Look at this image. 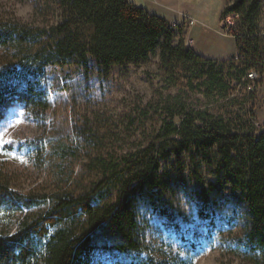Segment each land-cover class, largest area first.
I'll return each instance as SVG.
<instances>
[{
  "label": "rangeland",
  "instance_id": "1",
  "mask_svg": "<svg viewBox=\"0 0 264 264\" xmlns=\"http://www.w3.org/2000/svg\"><path fill=\"white\" fill-rule=\"evenodd\" d=\"M157 2L180 19L169 22L177 27L175 43L183 39L186 49L194 46L204 59L224 65L225 82L232 79L229 90L208 89L206 78L192 66L170 71L158 56L108 71L92 57L50 60L35 82L42 101L29 105L11 97L0 119V179L13 190L88 192L110 162L159 143L164 120L174 116L173 122L180 124L185 109L239 126L249 127L250 120L256 134L264 131V71L255 82L237 80L234 61L243 53L232 35L237 20L234 15L221 17L230 0ZM65 16L60 0H0V24L24 27L34 35L1 46L0 68H20L38 52L50 54L56 38L52 28ZM153 174L161 180L158 188L145 186L130 196L149 255L177 264H264V252L253 254L240 244L247 202L217 163L186 148L179 160L171 152L159 160ZM116 198L114 191L105 201ZM46 210L41 206L5 213L2 229L12 233L20 222Z\"/></svg>",
  "mask_w": 264,
  "mask_h": 264
},
{
  "label": "trees",
  "instance_id": "2",
  "mask_svg": "<svg viewBox=\"0 0 264 264\" xmlns=\"http://www.w3.org/2000/svg\"><path fill=\"white\" fill-rule=\"evenodd\" d=\"M60 4L66 16L52 28L56 38L50 54L38 52L20 68H0V119L11 97L29 105L42 101L35 82L42 65L55 58L92 57L108 71L158 56L170 71L192 66L200 78H206L208 89L229 90L232 79L225 82L224 65L186 49L183 39L175 43L177 27L144 7L129 0H60ZM229 15L237 20L238 30L232 35L243 47L234 61L239 67L237 80H249L250 71H264L262 0H230L221 17ZM33 38L24 27L0 24V47ZM181 118L180 124L173 122L174 116L165 119L159 143L124 156L119 163L110 162L102 178L83 194H21L0 179V264H177L147 253L130 196L145 186L158 188L161 180L153 170L159 160L170 152L179 160L186 148L217 163L218 170L242 191L248 214L240 244L250 253L264 252V131L256 134L250 120L249 127L239 126L201 111L185 109ZM114 191L116 200L105 201ZM41 206L47 207L44 213L20 222L12 233L3 231L5 213Z\"/></svg>",
  "mask_w": 264,
  "mask_h": 264
},
{
  "label": "crops",
  "instance_id": "3",
  "mask_svg": "<svg viewBox=\"0 0 264 264\" xmlns=\"http://www.w3.org/2000/svg\"><path fill=\"white\" fill-rule=\"evenodd\" d=\"M131 2L136 3H140L139 5H141V7H144L146 10H148L150 13L152 14H156L158 16H160L161 18L165 19L168 22H180L179 17L174 14L172 15V10L173 9H168L167 7H157L156 5H158L157 0H129ZM180 13V12H179ZM195 18V17H194ZM193 48V50L199 54L202 57H205V55L203 53H201L200 51H198L199 49H196L194 46H191ZM199 48V47H198Z\"/></svg>",
  "mask_w": 264,
  "mask_h": 264
},
{
  "label": "built area",
  "instance_id": "4",
  "mask_svg": "<svg viewBox=\"0 0 264 264\" xmlns=\"http://www.w3.org/2000/svg\"><path fill=\"white\" fill-rule=\"evenodd\" d=\"M172 26H175L174 24H171ZM259 74L256 71H250L248 73V79L252 81H256ZM263 82H264V76H263Z\"/></svg>",
  "mask_w": 264,
  "mask_h": 264
}]
</instances>
